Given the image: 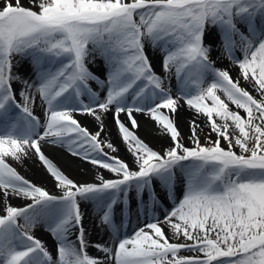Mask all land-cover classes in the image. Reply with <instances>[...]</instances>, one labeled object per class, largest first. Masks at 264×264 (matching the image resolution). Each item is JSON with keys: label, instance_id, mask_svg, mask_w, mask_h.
<instances>
[{"label": "snow or ice", "instance_id": "obj_1", "mask_svg": "<svg viewBox=\"0 0 264 264\" xmlns=\"http://www.w3.org/2000/svg\"><path fill=\"white\" fill-rule=\"evenodd\" d=\"M214 40L238 66L235 79L215 66ZM146 44L160 53L163 75ZM97 58L103 79L89 68ZM37 97L43 120L33 111ZM181 100L206 117V142L193 119L185 145L174 119ZM112 110L132 166L99 140L101 114ZM75 112L93 116L99 131L82 127ZM134 112L148 115L171 145L156 151L141 139ZM42 142L112 178L98 172L96 182H75ZM33 154L59 195L8 162ZM162 199L172 202L163 219ZM88 205L110 244L88 240ZM38 226L54 252L32 234ZM0 264H264V0H0Z\"/></svg>", "mask_w": 264, "mask_h": 264}, {"label": "bare ground", "instance_id": "obj_2", "mask_svg": "<svg viewBox=\"0 0 264 264\" xmlns=\"http://www.w3.org/2000/svg\"><path fill=\"white\" fill-rule=\"evenodd\" d=\"M212 43V52L211 58L222 68L226 69L231 73L235 78L240 75L238 66L233 64L230 60L222 55V51L219 48L218 41H211ZM145 48L149 54L150 60L152 62L153 68L159 73L163 75L162 65H161V56L160 53L156 50H153L149 45H145ZM237 56H240V52L236 53ZM19 59V57H17ZM102 67V62L97 58L96 63L89 64V68L95 72L101 79L104 78L103 73L100 71ZM16 69H14L15 71ZM19 71L24 74L26 77L30 76V69L26 63L22 62V66L19 67ZM172 84V92L174 97L177 95V83L176 80L173 79L171 81ZM241 85L247 88L249 91H253L251 87L245 82L241 81ZM93 90L98 91L100 95V99H103L105 96L104 91H100L95 82L91 83ZM16 88H19L20 85H15ZM19 99V97H17ZM85 103L88 102V97L82 98ZM181 106L179 107L177 113L174 115V119L176 124L179 126V131L186 143L188 137L190 135V122L195 119L197 124L200 126H204L206 123V117L200 115L197 116L194 110L189 109L185 104L184 100L180 101ZM34 114L43 120V107L41 106V102L37 97L36 106L33 109ZM167 111V110H164ZM74 118L80 123V125L89 130L90 133L95 134L99 131V122L95 120V118L86 113L75 112ZM102 121L104 130L101 133L99 140L104 142H111L118 151L112 152L106 146L104 147V152L108 153L110 156L119 157L120 159L126 161L130 166L133 163V157L127 151L124 142L122 141L121 135L118 131V127L114 120V110L108 111L106 113H102ZM133 116L138 122L139 127L134 129L136 134L143 139L146 143L149 144L150 147L157 149L160 147L161 149H165V147H169L171 145V140L168 135L161 133L160 129L157 127L154 121L146 115L145 113H137L134 112ZM120 119L126 124L129 125L128 117L125 114H121ZM42 151L45 155L50 158L66 175L69 176L72 180L77 183L84 182H96L95 177L98 172H102L105 178H112V174L107 170L98 169L97 166L92 165L90 162L82 160L78 157L71 156L64 148H61L56 145H52L50 143L42 142ZM8 162L17 168V171L27 180L36 184L37 186H41L49 191L50 194L59 195V190L55 186L54 179L47 173L46 169L42 166L38 158L33 154L27 158H24L22 163H17L11 158H9ZM159 206L156 215L163 219L164 214L166 212L171 211L172 202L169 200H163ZM26 203L24 200L20 199H12V205H22ZM165 203V204H164ZM82 211L85 213L84 217V225L88 233V240L91 243H108L111 241L109 239V234L106 230H102L101 227H98V217L93 215V210L90 205L82 206ZM23 223V221H21ZM164 231L167 235H170V231L167 226H163ZM33 235L37 238L41 239L50 251L54 252L55 242L51 236V234L44 230L42 226H38L34 229H31ZM177 242H183L177 241ZM89 254L93 256H101L102 253L98 252L95 248L90 247L88 249ZM181 255L191 256L193 253L182 251Z\"/></svg>", "mask_w": 264, "mask_h": 264}, {"label": "rangeland", "instance_id": "obj_3", "mask_svg": "<svg viewBox=\"0 0 264 264\" xmlns=\"http://www.w3.org/2000/svg\"><path fill=\"white\" fill-rule=\"evenodd\" d=\"M22 2L27 6V4H28V0H22ZM145 51H146V53H147V55H148V57H149V54H148V52H147V50H146V48H145ZM149 59H150V57H149ZM213 60V59H212ZM215 66L217 67V68H219V69H222L216 62H215ZM155 70V69H154ZM156 71V70H155ZM157 72V71H156ZM158 73V72H157ZM230 75L235 79V77L230 73ZM90 83H92V82H90ZM251 92V94H253L254 96L256 95V93L254 92V91H250ZM234 107V106H233ZM241 115H244V113L241 111ZM177 127H178V130H179V126L177 125ZM201 128H203V132H201L200 133V139H201V142L202 143H204V142H206V134L208 133V128L204 125V126H200ZM189 133H190V131H189ZM212 139H215V135L213 134L212 135ZM185 143V142H184ZM185 145L186 146H189V147H191L192 145L190 144V142L189 141H187L186 143H185ZM223 146H225V147H227V145L226 144H224ZM167 147H165V149H166ZM154 150H156V151H163L164 149H161L160 147H157V149H155V148H153ZM236 151L237 152H239V149H236ZM159 190V189H158ZM178 195H179V192L177 193ZM130 195H134V193H132V194H130ZM145 199H147V194L145 195ZM182 240V239H181Z\"/></svg>", "mask_w": 264, "mask_h": 264}]
</instances>
